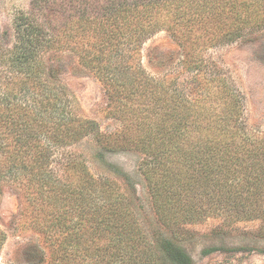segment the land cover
<instances>
[{"label":"trees","instance_id":"trees-1","mask_svg":"<svg viewBox=\"0 0 264 264\" xmlns=\"http://www.w3.org/2000/svg\"><path fill=\"white\" fill-rule=\"evenodd\" d=\"M263 28L264 0H31L14 13L11 30L0 29V181L17 182L31 207L28 226L50 248L40 263L74 264L84 250L86 264H193L165 230L209 216L257 219L264 238V129L247 124L243 94L207 73L200 54ZM162 31L179 43L185 72H196L192 90L142 68L143 45ZM58 52L99 80L119 128L75 113L44 57ZM85 138L112 177L76 158L54 173L56 150ZM129 152L140 156L157 246L123 203L133 175L111 156ZM87 233L114 242L93 245ZM6 240L0 226V254Z\"/></svg>","mask_w":264,"mask_h":264},{"label":"rangeland","instance_id":"rangeland-1","mask_svg":"<svg viewBox=\"0 0 264 264\" xmlns=\"http://www.w3.org/2000/svg\"><path fill=\"white\" fill-rule=\"evenodd\" d=\"M30 1L0 0V29L11 30L14 13L27 8ZM141 53L142 68L147 73L158 79L176 78V85L183 89L187 86L190 90L194 88L193 77L196 72H185L180 62L182 51L179 43L167 32H159L148 39ZM200 54L209 65L207 73L210 69L215 71L211 75L213 78H227L243 94L247 124L255 129H264V28L245 40L205 49ZM44 57L47 63L56 66L61 82L71 91L77 115L96 120L104 131L120 127V121L107 114L109 99L102 84L79 62L77 56L58 52L46 53ZM94 147V139L85 138L73 146L58 148L53 163L54 173L64 176L62 164L67 158H76L84 159L97 176L112 177V173L94 159ZM111 158L133 175L135 189L123 185L127 195L123 203L129 206L131 215L141 224L146 239L157 246L156 239L161 229L148 197L146 182L138 170L140 156L129 152L112 155ZM30 212L31 207L19 184L0 181V226L7 234L0 254L1 264H42L40 255L49 253L50 248L43 236L28 226ZM259 228L260 221L257 219L232 220L223 216H209L194 223H186L181 228L175 227L174 233L173 230L165 231L189 253L193 264H264V251L258 250L264 246V238L256 235ZM85 237L93 245L104 247L114 242L105 240L99 234L87 233L82 240ZM37 246L38 251L35 248ZM103 251L100 250L101 254ZM84 252L82 256L75 257L74 264L89 262ZM33 254L38 255L34 257ZM161 261V264H173L164 256H161Z\"/></svg>","mask_w":264,"mask_h":264}]
</instances>
